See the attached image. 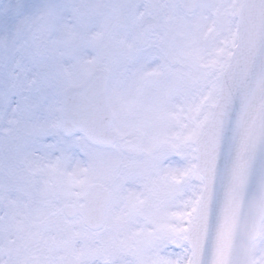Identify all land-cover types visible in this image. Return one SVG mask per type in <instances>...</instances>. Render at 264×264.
<instances>
[{
	"label": "snow or ice",
	"instance_id": "1",
	"mask_svg": "<svg viewBox=\"0 0 264 264\" xmlns=\"http://www.w3.org/2000/svg\"><path fill=\"white\" fill-rule=\"evenodd\" d=\"M0 264H264V0H0Z\"/></svg>",
	"mask_w": 264,
	"mask_h": 264
}]
</instances>
